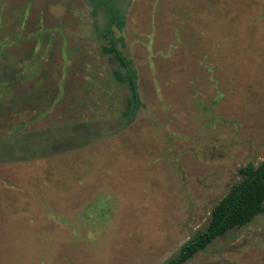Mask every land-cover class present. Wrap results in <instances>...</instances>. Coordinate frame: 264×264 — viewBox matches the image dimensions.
Masks as SVG:
<instances>
[{
	"label": "rangeland",
	"instance_id": "obj_1",
	"mask_svg": "<svg viewBox=\"0 0 264 264\" xmlns=\"http://www.w3.org/2000/svg\"><path fill=\"white\" fill-rule=\"evenodd\" d=\"M131 1L128 124L101 9L0 0V192L25 207L33 264H162L264 157V0H119L124 14ZM184 264H264V213Z\"/></svg>",
	"mask_w": 264,
	"mask_h": 264
},
{
	"label": "trees",
	"instance_id": "obj_2",
	"mask_svg": "<svg viewBox=\"0 0 264 264\" xmlns=\"http://www.w3.org/2000/svg\"><path fill=\"white\" fill-rule=\"evenodd\" d=\"M88 2L93 9H101L103 12L104 26L102 29L95 26L94 31L96 36L107 40V45L102 46V51L118 67L112 71V78L127 85L129 96L126 98L123 115L127 117L129 124L134 120L143 101L139 91L137 70L133 67V59L125 55L122 50L126 46V15L120 7L119 0H88ZM5 95L9 94L5 92ZM17 101L16 103L20 106L21 102H24L22 98L21 101L19 99ZM17 131L19 132L15 128L13 134ZM11 150L7 149L3 153H11ZM12 157L0 153V162ZM239 173L242 175L241 180L233 184L212 206L206 225L193 232L180 245L176 254L162 264H184L219 236L231 229L249 224L258 214L264 213V157L257 165L249 162L240 167Z\"/></svg>",
	"mask_w": 264,
	"mask_h": 264
},
{
	"label": "crops",
	"instance_id": "obj_3",
	"mask_svg": "<svg viewBox=\"0 0 264 264\" xmlns=\"http://www.w3.org/2000/svg\"><path fill=\"white\" fill-rule=\"evenodd\" d=\"M128 6L126 15V27L125 34L130 29L129 20L130 17L136 18L138 15H141V22L139 26H134L135 31L138 27L145 25L143 20V14L141 13V7L136 6L137 1L133 2ZM137 33L143 34L144 29L141 31H136ZM4 188L0 192V264H15L18 261H11L12 257H15L21 261H24L25 264H33L32 258L38 259L42 254L37 250L36 241H31L30 238L26 235H21L17 231V225L20 220V217L25 214V207L23 206L21 212L19 214L14 215L13 211L17 213L19 209L22 207L21 203L17 205L16 202L10 203L7 201L4 203ZM50 202L49 198L47 200ZM18 207H17V206ZM5 218V220H4ZM17 224V225H15ZM29 222L24 223L23 228L25 227L28 230L36 229V224L34 226L28 225ZM15 225V226H14ZM25 257H29V259L23 260Z\"/></svg>",
	"mask_w": 264,
	"mask_h": 264
}]
</instances>
